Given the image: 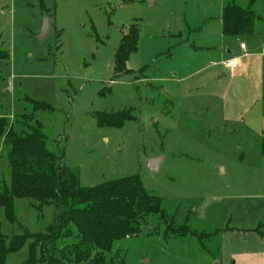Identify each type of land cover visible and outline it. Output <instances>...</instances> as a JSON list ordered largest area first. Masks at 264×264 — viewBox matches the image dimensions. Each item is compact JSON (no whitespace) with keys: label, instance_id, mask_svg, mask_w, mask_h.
I'll return each instance as SVG.
<instances>
[{"label":"rangeland","instance_id":"obj_1","mask_svg":"<svg viewBox=\"0 0 264 264\" xmlns=\"http://www.w3.org/2000/svg\"><path fill=\"white\" fill-rule=\"evenodd\" d=\"M228 3L0 0V51L7 55L0 60V117L8 127L20 132L24 123H40L47 149L63 156L83 187L139 177L162 202L165 220H143L136 235L105 254V264H220L226 247L221 230L261 221L264 232V100L257 101L262 85L256 69L261 52L249 35L220 37L217 21ZM46 19L50 33L40 39ZM133 24L140 36L127 62L131 73L116 74L117 51ZM220 55L241 59L238 78L206 69L194 80L177 81V73L207 67ZM35 103L51 108L36 112ZM118 112L133 120L123 127L108 124ZM157 159L160 168L153 172L149 163ZM10 183L0 139V191ZM30 203L16 201L15 225L0 208L9 239L25 229L45 233L56 221V205L39 216ZM173 228L195 235L173 236ZM28 255L26 245L6 264H22Z\"/></svg>","mask_w":264,"mask_h":264},{"label":"trees","instance_id":"obj_2","mask_svg":"<svg viewBox=\"0 0 264 264\" xmlns=\"http://www.w3.org/2000/svg\"><path fill=\"white\" fill-rule=\"evenodd\" d=\"M255 19L250 9L229 5L221 17L222 35H251ZM139 36L138 24L124 34L117 51L116 74L131 73L127 62L138 51ZM6 56L0 51V60ZM42 107L51 108L42 103H35L33 108L37 112ZM121 113L110 115L111 122L107 123L123 127L124 122L133 120L130 114ZM24 128L17 132L0 117V139L11 171L10 186L0 191V208L12 225L18 223L17 200H30V207L39 216L45 206L51 205L57 206L59 214L47 232L32 233L25 229L10 239L3 234L0 219V264H6L9 255L20 252L26 245L29 255L22 264H105V254L111 253L116 242L136 235L143 220L157 215L164 218L161 200L146 191L139 177L83 187L63 164V156L47 149L41 124L24 123ZM261 149L264 154V140ZM173 230L176 231L173 236L195 235L188 228ZM63 241L73 242L59 249L58 243Z\"/></svg>","mask_w":264,"mask_h":264},{"label":"crops","instance_id":"obj_3","mask_svg":"<svg viewBox=\"0 0 264 264\" xmlns=\"http://www.w3.org/2000/svg\"><path fill=\"white\" fill-rule=\"evenodd\" d=\"M230 3L232 1L228 0ZM236 0L233 1V5L239 6L240 5L236 4ZM225 8V5L223 6ZM244 8V7H241ZM250 9L254 15H255V23H254V30L253 34L249 35L250 38H253V45L254 49L260 48L259 51L261 54L258 56L261 58V60H257V65L256 69L257 72H260L258 74L259 76V83L262 85L261 89V94L259 95L260 98L257 100L259 101L260 99L264 100V0H247V5L245 6L244 9ZM221 15V14H220ZM217 21L219 24V34L220 37L222 38H228L222 35V21L220 20ZM214 19V18H211ZM211 19L209 20L211 22ZM216 22V23H217ZM201 31L206 30L205 32L208 33V28H201ZM190 32L194 33H199L200 34V29L198 30H189ZM248 36V35H247ZM207 40L211 39V35L207 34ZM210 41V40H209ZM245 45V44H241ZM204 47V46H202ZM240 49L244 54V56H247V49L248 47L245 45V49H242L240 46ZM225 54V53H224ZM228 55H233L232 51H228ZM222 56L220 55L219 57L210 60L209 63L207 64L208 66L205 67L206 65H202L197 70H193L192 72H188L186 75H179L178 73L177 76V81L178 82H186L187 80H194V78H197L200 74H202L203 70H211L213 71L212 74L215 73V71L219 70L221 71L220 77L223 78L225 77V72L231 73L232 78H238L241 74L242 71L239 68L241 67V59H239V68L235 71H231L230 69L220 65L222 61L228 60L230 58H236V57H228V58H221ZM222 59V60H220ZM224 59V60H223ZM220 60V61H218ZM218 61V62H217ZM243 65V64H242ZM216 69V70H215ZM264 137V136H263ZM263 225L260 222H256L252 228L249 229H244V228H235V227H226L223 231V235H225V251H224V257L223 259L219 262L220 264H264V232H263ZM244 245L242 248L241 245ZM246 245L248 247H246Z\"/></svg>","mask_w":264,"mask_h":264},{"label":"water","instance_id":"obj_4","mask_svg":"<svg viewBox=\"0 0 264 264\" xmlns=\"http://www.w3.org/2000/svg\"><path fill=\"white\" fill-rule=\"evenodd\" d=\"M49 33H50V23H49L48 19H46L45 20V24H44L43 35L40 37V39H44ZM161 161H160V159L151 161L149 163V167H150L151 171L158 172L159 168H160V166H159L160 163L159 162H161Z\"/></svg>","mask_w":264,"mask_h":264},{"label":"built area","instance_id":"obj_5","mask_svg":"<svg viewBox=\"0 0 264 264\" xmlns=\"http://www.w3.org/2000/svg\"><path fill=\"white\" fill-rule=\"evenodd\" d=\"M242 49H245V45H241ZM239 59L238 58H230L226 61L225 66L231 71H235L239 68Z\"/></svg>","mask_w":264,"mask_h":264}]
</instances>
